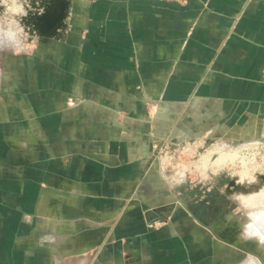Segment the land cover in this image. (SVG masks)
<instances>
[{"label": "crops", "instance_id": "0c3cea01", "mask_svg": "<svg viewBox=\"0 0 264 264\" xmlns=\"http://www.w3.org/2000/svg\"><path fill=\"white\" fill-rule=\"evenodd\" d=\"M63 5L0 57V264H246L156 149L264 129V0Z\"/></svg>", "mask_w": 264, "mask_h": 264}, {"label": "rangeland", "instance_id": "374dc122", "mask_svg": "<svg viewBox=\"0 0 264 264\" xmlns=\"http://www.w3.org/2000/svg\"><path fill=\"white\" fill-rule=\"evenodd\" d=\"M21 2L28 11V16L22 20L25 41L29 37L45 36L47 28L39 21V17L46 10L48 0ZM14 19L21 18L12 11L11 0L7 8L0 4V26L11 24ZM0 42L8 46L13 44L6 37H0ZM5 52L11 51H0V57ZM230 133L216 135L211 140L163 144L157 146L156 151L159 163L167 171V179L176 185V196L183 210L191 211L196 206H201L204 211L205 203L209 202V205L229 207L231 212L238 211V219L246 220V223L250 215L264 214V129L257 132L248 128L242 133ZM232 153L236 154L235 160H226L225 165L220 167L218 164H224L220 158ZM138 211L135 210L134 213L141 216ZM172 211L173 205L163 207L156 213L165 217ZM147 228L153 230L156 224H147ZM240 232L241 228L237 225L225 234L228 238V234L237 235ZM226 243L228 248L234 249L235 254L239 251L240 261L251 255L264 262V247H258L255 242L245 240Z\"/></svg>", "mask_w": 264, "mask_h": 264}, {"label": "clouds", "instance_id": "9594fccd", "mask_svg": "<svg viewBox=\"0 0 264 264\" xmlns=\"http://www.w3.org/2000/svg\"><path fill=\"white\" fill-rule=\"evenodd\" d=\"M9 0H0V4L8 6ZM11 9L16 16L21 19H14L11 24L0 26V37H6L13 41L11 46L0 42V51H11L13 53L22 50L26 38L24 31L23 18L28 16L21 0H11ZM38 39V37H37ZM240 236L246 241H253L258 247H264V214L250 215L248 221L243 225ZM246 264H264L258 257L251 256L245 258Z\"/></svg>", "mask_w": 264, "mask_h": 264}, {"label": "flooded vegetation", "instance_id": "af4514ba", "mask_svg": "<svg viewBox=\"0 0 264 264\" xmlns=\"http://www.w3.org/2000/svg\"><path fill=\"white\" fill-rule=\"evenodd\" d=\"M31 37H29V40ZM216 207V208H215ZM205 210L202 211L203 208L201 206H196L191 210L192 216L198 220L199 223H204L208 226V230L212 231L216 235H218L222 239H226L228 241H241L240 233L226 236V231L233 230L237 225L242 229L245 221H241L237 217V212L229 211V207L226 206H213L209 205V202L205 203ZM258 211V210H257ZM256 211V212H257ZM255 212V213H256ZM245 241V240H243Z\"/></svg>", "mask_w": 264, "mask_h": 264}, {"label": "water", "instance_id": "95a60500", "mask_svg": "<svg viewBox=\"0 0 264 264\" xmlns=\"http://www.w3.org/2000/svg\"><path fill=\"white\" fill-rule=\"evenodd\" d=\"M65 0H48L47 8L39 17L42 25L47 28V33L61 25L64 20Z\"/></svg>", "mask_w": 264, "mask_h": 264}, {"label": "bare ground", "instance_id": "6f19581e", "mask_svg": "<svg viewBox=\"0 0 264 264\" xmlns=\"http://www.w3.org/2000/svg\"><path fill=\"white\" fill-rule=\"evenodd\" d=\"M223 158H220V160L222 161V163H226V160H229L231 162H233L235 160V157H236V154L235 153H232V154H227V156H222ZM217 160H219L217 158ZM216 160V161H217ZM219 160V161H220ZM215 161V160H214ZM225 163L222 165V164H218L220 167H223L225 165ZM217 165V164H216Z\"/></svg>", "mask_w": 264, "mask_h": 264}, {"label": "built area", "instance_id": "2783aa9c", "mask_svg": "<svg viewBox=\"0 0 264 264\" xmlns=\"http://www.w3.org/2000/svg\"><path fill=\"white\" fill-rule=\"evenodd\" d=\"M168 1H172V2H180L181 0H168Z\"/></svg>", "mask_w": 264, "mask_h": 264}]
</instances>
